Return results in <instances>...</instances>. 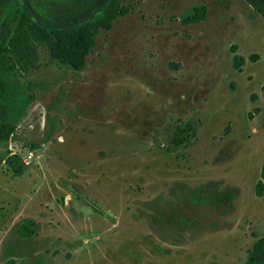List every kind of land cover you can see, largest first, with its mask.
I'll return each mask as SVG.
<instances>
[{
	"label": "rangeland",
	"instance_id": "rangeland-1",
	"mask_svg": "<svg viewBox=\"0 0 264 264\" xmlns=\"http://www.w3.org/2000/svg\"><path fill=\"white\" fill-rule=\"evenodd\" d=\"M106 1L61 20L6 10L4 63L31 85L0 128V264H243L264 230V20L243 0H120L83 68L62 64L42 22L68 29ZM72 36L55 32L56 56Z\"/></svg>",
	"mask_w": 264,
	"mask_h": 264
},
{
	"label": "trees",
	"instance_id": "trees-1",
	"mask_svg": "<svg viewBox=\"0 0 264 264\" xmlns=\"http://www.w3.org/2000/svg\"><path fill=\"white\" fill-rule=\"evenodd\" d=\"M13 0H0V128H6L13 124L18 118L29 101V85L27 81L22 87L20 84L11 80V74L8 72L4 63V48L9 38V16L7 9ZM34 9H38L50 20H61L73 18L90 8L94 0H26ZM244 3L257 15L264 20V0H243ZM120 0H107L99 13L93 16L84 17L76 24H72L68 29L61 26H54L50 22H42L45 30L44 41L50 49L52 55L62 64L75 70H81L84 65V56L90 52L94 44V36L99 29H109L116 17L123 16L127 8L119 5ZM205 6L199 4L187 8L183 14L178 17L180 24H188L204 19ZM27 16L26 14H24ZM68 30L72 32V40L66 41L64 51L56 56L54 53V35L56 31ZM235 45L231 46V62L234 69L240 71L244 63V58L235 52ZM256 54H251L249 59L254 61ZM264 93V82L260 86ZM255 97L254 95L251 96ZM254 99V98H252ZM7 140V137L0 134V142ZM264 191V163L260 166L259 177L254 183V193L261 196ZM34 222L31 219H25L16 228L17 233L22 237H29L34 233L32 226ZM255 237L251 246L246 249L245 260L243 264H263L264 263V230L260 235L252 232Z\"/></svg>",
	"mask_w": 264,
	"mask_h": 264
}]
</instances>
